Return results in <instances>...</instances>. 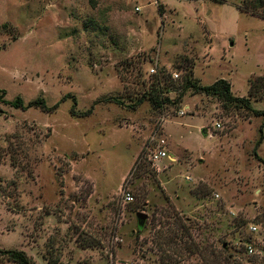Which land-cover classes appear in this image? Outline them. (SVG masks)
<instances>
[{
    "label": "rangeland",
    "instance_id": "1",
    "mask_svg": "<svg viewBox=\"0 0 264 264\" xmlns=\"http://www.w3.org/2000/svg\"><path fill=\"white\" fill-rule=\"evenodd\" d=\"M244 1L0 0V249L34 264H206L179 252L196 243L264 264L243 246L264 240V116L192 90L163 110L126 107L157 69L178 98L185 58L200 84L225 79L247 97L264 77V19ZM18 97L58 108H15ZM161 137L175 161L156 171Z\"/></svg>",
    "mask_w": 264,
    "mask_h": 264
},
{
    "label": "trees",
    "instance_id": "2",
    "mask_svg": "<svg viewBox=\"0 0 264 264\" xmlns=\"http://www.w3.org/2000/svg\"><path fill=\"white\" fill-rule=\"evenodd\" d=\"M222 1V0H219ZM264 6V2L262 0H245L242 6L238 8L240 11L249 14L251 16H255L261 19H264V12L260 11V9ZM184 66L186 74L183 76V87L180 92L178 98L172 100L165 93V88L163 87V78L171 77V74H166V71L158 70L152 75V83L147 90H144L140 93V96L130 105H125L123 101L111 98L109 101L115 102L118 105L126 106L129 109L136 111L138 108L148 102L152 109L154 110H163L165 105L170 104L176 106L181 103L184 99L186 93L190 90L194 91L196 94H206L208 96H218L224 99L226 102L234 103L241 108L247 109L254 114V116H264V111L257 110L253 107L254 102L264 101V77H255L250 79V88L249 94L247 97H238L235 96L232 92V84L225 79H218L212 85L204 86L200 84V81L194 77V68L195 64L189 60L188 58L184 59ZM145 86V84H144ZM0 102L6 103L3 96L0 95ZM12 106L15 108H20L23 110H27L32 107H40L42 110L46 112H51L58 108L55 106L53 108H48L46 101L43 98H39L37 100L31 101L28 104H25L24 100L21 97H18L13 103ZM92 113V110H89L84 115H89ZM264 143V123L260 128V139L257 142L254 155L261 160L258 156L257 150ZM143 160V154L139 156L135 168L138 169L141 167V162ZM264 162V161H263ZM146 223V222H145ZM145 223L143 225L138 222V229L142 231L145 228ZM185 229V225H182ZM189 237L191 236L189 229H186ZM171 244H175L172 241L167 242ZM179 245V242H177ZM226 249V248H225ZM181 255L184 253H188L190 256L198 254L202 257L203 261L206 264H232L231 256L224 257L218 253L216 250H208V248H202L200 245L194 243L192 246H186L182 249H179ZM209 254L212 255V259L209 258ZM0 263L3 262H14L16 264H34L33 259L23 250H6L0 249Z\"/></svg>",
    "mask_w": 264,
    "mask_h": 264
},
{
    "label": "built area",
    "instance_id": "3",
    "mask_svg": "<svg viewBox=\"0 0 264 264\" xmlns=\"http://www.w3.org/2000/svg\"><path fill=\"white\" fill-rule=\"evenodd\" d=\"M174 77L178 78L179 76L175 74ZM216 125L219 128L222 127L221 124L219 123H217ZM155 143L156 144H154L153 146H150L149 148L150 153H149L148 160L150 162V165L156 171H160L161 170L160 166L166 158H170L172 161H175V159H173L170 156L169 152L167 151L166 149L167 141L164 137H161ZM187 179L189 180L190 177H187ZM124 200H125V203H131L134 201V197L132 196L130 192H127V193H124ZM248 229L252 235H258L262 231V227L258 223H250ZM243 246H244L245 255L248 257V259L249 258L250 259L256 258L257 260L264 259V240H262V242H257V241L252 242L251 240H249V241H246ZM246 263L251 264L250 261L248 260Z\"/></svg>",
    "mask_w": 264,
    "mask_h": 264
},
{
    "label": "water",
    "instance_id": "4",
    "mask_svg": "<svg viewBox=\"0 0 264 264\" xmlns=\"http://www.w3.org/2000/svg\"><path fill=\"white\" fill-rule=\"evenodd\" d=\"M137 218H138L139 224L143 225L146 222V220L148 219V216L146 214H144L143 212H138Z\"/></svg>",
    "mask_w": 264,
    "mask_h": 264
},
{
    "label": "crops",
    "instance_id": "5",
    "mask_svg": "<svg viewBox=\"0 0 264 264\" xmlns=\"http://www.w3.org/2000/svg\"><path fill=\"white\" fill-rule=\"evenodd\" d=\"M196 77V76H195ZM196 79H197V77H196ZM199 80V79H198ZM200 81V80H199ZM148 102H145L144 104H147ZM255 103V102H254ZM254 103H253V107H254ZM149 104V103H148ZM150 105V104H149ZM141 106H143V104L141 105ZM151 106V105H150ZM255 108V107H254ZM136 111H138V110H136ZM168 119L166 118L165 119V123H166V121H167ZM165 126V125H164ZM165 130H166V128H165ZM173 156L174 155H171V157L173 158Z\"/></svg>",
    "mask_w": 264,
    "mask_h": 264
}]
</instances>
